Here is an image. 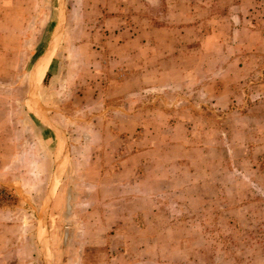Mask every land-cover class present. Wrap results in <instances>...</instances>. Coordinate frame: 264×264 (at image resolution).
<instances>
[{"label": "rangeland", "instance_id": "374dc122", "mask_svg": "<svg viewBox=\"0 0 264 264\" xmlns=\"http://www.w3.org/2000/svg\"><path fill=\"white\" fill-rule=\"evenodd\" d=\"M0 264H264V0H0Z\"/></svg>", "mask_w": 264, "mask_h": 264}, {"label": "bare ground", "instance_id": "6f19581e", "mask_svg": "<svg viewBox=\"0 0 264 264\" xmlns=\"http://www.w3.org/2000/svg\"><path fill=\"white\" fill-rule=\"evenodd\" d=\"M49 62V61H48ZM48 62L45 64V66L41 69V72H39V80H43L46 76L47 68H48Z\"/></svg>", "mask_w": 264, "mask_h": 264}, {"label": "crops", "instance_id": "0c3cea01", "mask_svg": "<svg viewBox=\"0 0 264 264\" xmlns=\"http://www.w3.org/2000/svg\"><path fill=\"white\" fill-rule=\"evenodd\" d=\"M103 217L108 219V206H106L105 214H104ZM107 239H108V238H107Z\"/></svg>", "mask_w": 264, "mask_h": 264}]
</instances>
